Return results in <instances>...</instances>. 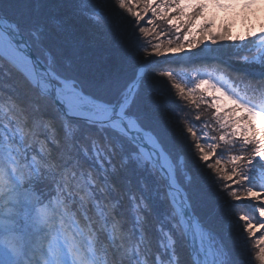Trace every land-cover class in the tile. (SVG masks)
I'll return each instance as SVG.
<instances>
[{"label": "snow or ice", "instance_id": "1", "mask_svg": "<svg viewBox=\"0 0 264 264\" xmlns=\"http://www.w3.org/2000/svg\"><path fill=\"white\" fill-rule=\"evenodd\" d=\"M208 3L0 0V264H264V26Z\"/></svg>", "mask_w": 264, "mask_h": 264}, {"label": "rangeland", "instance_id": "2", "mask_svg": "<svg viewBox=\"0 0 264 264\" xmlns=\"http://www.w3.org/2000/svg\"><path fill=\"white\" fill-rule=\"evenodd\" d=\"M218 7L209 0L203 15L196 21V28L210 24L211 32L219 34L227 30L232 36H246L249 32H259L264 26V0H256L249 6L247 0H221Z\"/></svg>", "mask_w": 264, "mask_h": 264}, {"label": "trees", "instance_id": "3", "mask_svg": "<svg viewBox=\"0 0 264 264\" xmlns=\"http://www.w3.org/2000/svg\"><path fill=\"white\" fill-rule=\"evenodd\" d=\"M197 32H199V28H196ZM156 87H159V88H163L164 86L162 84H159V85H156ZM182 147H184V150L187 151V147L186 145H182ZM195 165V162L191 160V158L189 157V166L190 167H194ZM231 228L233 231H238V227L233 223L231 225Z\"/></svg>", "mask_w": 264, "mask_h": 264}]
</instances>
